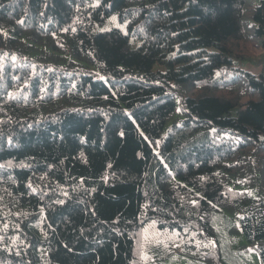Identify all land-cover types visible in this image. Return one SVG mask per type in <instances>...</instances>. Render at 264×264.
I'll return each mask as SVG.
<instances>
[{
  "label": "trees",
  "instance_id": "1",
  "mask_svg": "<svg viewBox=\"0 0 264 264\" xmlns=\"http://www.w3.org/2000/svg\"><path fill=\"white\" fill-rule=\"evenodd\" d=\"M93 1L0 0V264H264V0Z\"/></svg>",
  "mask_w": 264,
  "mask_h": 264
},
{
  "label": "rangeland",
  "instance_id": "2",
  "mask_svg": "<svg viewBox=\"0 0 264 264\" xmlns=\"http://www.w3.org/2000/svg\"><path fill=\"white\" fill-rule=\"evenodd\" d=\"M93 4H97V0H94ZM112 28H121L124 32L127 31L126 24L120 23L117 15L111 16L105 23L98 24L95 28V31H107V30H110ZM140 42H141L140 40H132V47H134V48L137 47L140 44ZM259 50L260 49L254 48V53H255L254 55L259 56L260 55ZM246 69L254 71L251 64H249V63H247ZM184 257H185L184 255L177 254L176 256H174L173 259L168 260L167 264H204L200 261H194V260L187 259ZM246 260L249 264H262L259 253L255 249H251L248 252V254L246 256Z\"/></svg>",
  "mask_w": 264,
  "mask_h": 264
},
{
  "label": "snow or ice",
  "instance_id": "3",
  "mask_svg": "<svg viewBox=\"0 0 264 264\" xmlns=\"http://www.w3.org/2000/svg\"><path fill=\"white\" fill-rule=\"evenodd\" d=\"M115 19V18H114ZM61 203H63L62 201H61ZM5 227H7V225H5Z\"/></svg>",
  "mask_w": 264,
  "mask_h": 264
}]
</instances>
